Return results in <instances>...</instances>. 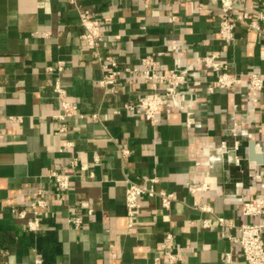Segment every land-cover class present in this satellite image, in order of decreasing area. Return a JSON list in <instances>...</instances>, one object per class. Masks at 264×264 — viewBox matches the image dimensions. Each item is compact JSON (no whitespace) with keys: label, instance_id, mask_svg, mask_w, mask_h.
I'll use <instances>...</instances> for the list:
<instances>
[{"label":"crops","instance_id":"obj_1","mask_svg":"<svg viewBox=\"0 0 264 264\" xmlns=\"http://www.w3.org/2000/svg\"><path fill=\"white\" fill-rule=\"evenodd\" d=\"M246 4L264 10V0ZM82 10L100 19L102 52L122 65L136 66L155 55L158 68L167 70L215 51L231 71L264 77V40L242 26L233 43L218 39L220 0H77V5L0 0V264H155L168 233L183 252L177 264H246L233 237L242 224L264 218L242 214L245 201L264 196L263 168L248 158L251 141L264 151V89L258 105L249 101L247 82L209 93L215 75L201 69L190 85L197 99L193 128L175 108L151 123L122 108L150 91L141 77H121L115 95L100 89L102 71L82 40ZM171 43L179 49L171 50ZM61 60L66 63L62 84L78 105L65 134L56 133V75L47 71ZM233 119L240 132L236 138L229 133ZM235 139L241 143V166L204 150ZM53 170L71 175L68 190L57 188L49 177ZM126 179L141 184L157 179L156 188L178 200L166 210L157 198L145 197L136 229L128 232ZM203 182L209 190L190 191ZM39 190L47 204L40 226L30 230V204ZM194 202L210 205L212 212L194 208ZM216 215L226 224L203 226V219Z\"/></svg>","mask_w":264,"mask_h":264},{"label":"built area","instance_id":"obj_2","mask_svg":"<svg viewBox=\"0 0 264 264\" xmlns=\"http://www.w3.org/2000/svg\"><path fill=\"white\" fill-rule=\"evenodd\" d=\"M77 5V0H69ZM247 0H220L219 27L217 31L218 39L231 44L235 40L236 30L239 26L246 29L248 33H254L259 39L264 40V10H251L246 4ZM81 25L83 27L82 40L92 50L93 58L100 66L102 77L99 80V87L106 95H115L118 84L123 76L138 75L142 81L150 85V91L147 94L135 98L134 101L123 105V109L133 110L140 113L144 119L155 123L158 116L165 110L175 108L185 114V125L192 129L196 124L195 104L196 97L192 95L190 85L197 71L203 69L211 71L215 77L207 87L209 93L216 90H231L241 87L247 82L249 101L258 105L260 94L264 89V77L256 72L243 73L233 72L229 69V63H223L215 51H209L199 57L198 61L184 63L178 67L167 70H160L155 55H147L140 60L136 66L122 65L117 57L106 55L102 52L105 44V34L100 19L95 17L90 11L82 10ZM170 49L176 51L179 49L177 43H171ZM159 52L158 56L164 55ZM65 61H58L54 65H49L47 71L56 75L52 86V97L56 100L59 111L52 115V118L59 123L57 134L68 132L69 119L78 115V105L69 99V94L61 81V74L65 70ZM189 94V95H188ZM120 108L115 109L119 113ZM95 118L98 114L93 115ZM230 135L236 138L240 132L237 129V123H233L229 129ZM2 135L0 134V140ZM241 143L235 139L232 145L226 141L219 144L210 143L204 148L206 151L226 156L230 163L238 166L242 165L243 157L240 155ZM128 154V151H124ZM258 165V164H254ZM72 166H77L76 159ZM260 173V185L264 189V165ZM255 173H251V176ZM49 177L52 178L59 190L65 191L70 187L71 175L59 171H51ZM157 179H151L145 184H141L131 179H126V208H127V231L133 232L137 225V214L142 207V199L145 197H155L158 199L162 208L170 210L178 196L166 190H158L155 186ZM210 189L208 182L198 183L190 187L192 193L207 191ZM47 202L43 196V191L34 193L30 208L34 213V219L29 221L30 230H36L40 226V211L46 206ZM194 208L205 212H212L208 204L194 202ZM24 215V212L21 213ZM242 214L247 217L264 216V196H259L253 201H245L242 207ZM216 221L225 225L226 219L223 216L216 215L214 219H203L204 227H210ZM78 225V218L73 221ZM240 234L233 237L242 251L246 264H264V218L261 222H247L239 227ZM162 255L154 259V263H160L161 260L167 264H177L183 261V252L176 243L173 233H168L160 244ZM231 253H226L227 261H231Z\"/></svg>","mask_w":264,"mask_h":264},{"label":"water","instance_id":"obj_3","mask_svg":"<svg viewBox=\"0 0 264 264\" xmlns=\"http://www.w3.org/2000/svg\"><path fill=\"white\" fill-rule=\"evenodd\" d=\"M248 158L253 163L264 165V151H259L254 141H251L249 144Z\"/></svg>","mask_w":264,"mask_h":264}]
</instances>
